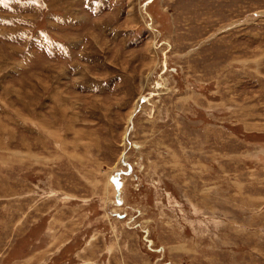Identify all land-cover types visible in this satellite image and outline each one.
Masks as SVG:
<instances>
[{"label":"rangeland","instance_id":"1","mask_svg":"<svg viewBox=\"0 0 264 264\" xmlns=\"http://www.w3.org/2000/svg\"><path fill=\"white\" fill-rule=\"evenodd\" d=\"M0 264H264V0L0 2Z\"/></svg>","mask_w":264,"mask_h":264},{"label":"snow or ice","instance_id":"2","mask_svg":"<svg viewBox=\"0 0 264 264\" xmlns=\"http://www.w3.org/2000/svg\"><path fill=\"white\" fill-rule=\"evenodd\" d=\"M0 2H3V0H0Z\"/></svg>","mask_w":264,"mask_h":264}]
</instances>
